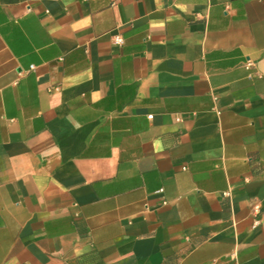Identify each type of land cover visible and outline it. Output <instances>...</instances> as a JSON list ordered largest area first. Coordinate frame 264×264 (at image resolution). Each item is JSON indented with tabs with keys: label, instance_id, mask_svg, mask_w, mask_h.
Returning <instances> with one entry per match:
<instances>
[{
	"label": "crops",
	"instance_id": "obj_1",
	"mask_svg": "<svg viewBox=\"0 0 264 264\" xmlns=\"http://www.w3.org/2000/svg\"><path fill=\"white\" fill-rule=\"evenodd\" d=\"M0 264H264V0H0Z\"/></svg>",
	"mask_w": 264,
	"mask_h": 264
},
{
	"label": "built area",
	"instance_id": "obj_2",
	"mask_svg": "<svg viewBox=\"0 0 264 264\" xmlns=\"http://www.w3.org/2000/svg\"><path fill=\"white\" fill-rule=\"evenodd\" d=\"M114 42L116 44H123L124 38L121 35H116L115 38H114ZM249 64H251V62ZM54 89L57 90L58 88L56 87ZM161 191L162 190H160V192ZM253 210H254L256 215L260 214V212H261V204L259 202H255L253 204ZM258 222H259V219H256L255 223H258Z\"/></svg>",
	"mask_w": 264,
	"mask_h": 264
}]
</instances>
